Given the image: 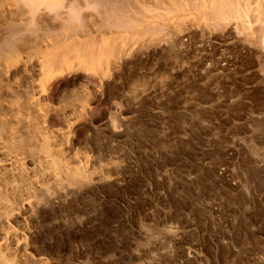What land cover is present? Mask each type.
I'll return each instance as SVG.
<instances>
[{
  "label": "rangeland",
  "instance_id": "1",
  "mask_svg": "<svg viewBox=\"0 0 264 264\" xmlns=\"http://www.w3.org/2000/svg\"><path fill=\"white\" fill-rule=\"evenodd\" d=\"M33 65L43 77L26 80L48 120L36 147L92 173L78 177L91 187L57 205L62 220L30 222L17 205L22 218L6 224L29 256L264 264V0H0V70L16 73L2 82L21 88Z\"/></svg>",
  "mask_w": 264,
  "mask_h": 264
},
{
  "label": "bare ground",
  "instance_id": "2",
  "mask_svg": "<svg viewBox=\"0 0 264 264\" xmlns=\"http://www.w3.org/2000/svg\"><path fill=\"white\" fill-rule=\"evenodd\" d=\"M37 1V0H36ZM175 37V36H174ZM176 38V37H175ZM88 41V40H87ZM173 42V40H172ZM9 44V43H8ZM7 44V45H8ZM174 44V43H172ZM170 44V45H172ZM90 45V44H89ZM168 46V45H167ZM169 47V46H168ZM173 47V45L171 46ZM169 47V48H171ZM175 48V47H174ZM168 49V48H167ZM172 49V48H171ZM169 50V49H168ZM168 53V52H167ZM175 54V53H174ZM34 66V65H33ZM36 66V65H35ZM32 67L33 69H30L29 68V71L27 70H23L22 71V74H18V73H21L18 71V75H22L23 78H25L24 80H26L28 78L31 79L32 78V82H33V78L34 77H40L43 75V73L41 72L40 69H35L36 67ZM40 66L39 68H43V65L41 67V65H38ZM4 67V66H3ZM27 68V66H25ZM31 67V66H30ZM38 68V67H37ZM44 68H47V67H44ZM42 69L44 72V74L47 72V75H48V70H50L49 68H47V70L45 69ZM22 69V68H21ZM25 69V68H24ZM7 70V68H6ZM6 70H0V80L1 78H6L8 73L9 75H12L13 73L7 71L5 72ZM12 71V70H11ZM14 71V70H13ZM16 71V70H15ZM51 73V72H50ZM49 73V75H50ZM53 76H54V73L52 72ZM16 75L13 74V76ZM52 76V75H50ZM49 76V77H50ZM52 76V77H53ZM15 77V76H14ZM30 77V78H29ZM43 77V76H42ZM48 76H46V79L49 78ZM10 78V77H9ZM13 78V77H11ZM8 80V77L6 78ZM14 79V78H13ZM12 79V80H13ZM35 79V78H34ZM45 79V82L47 83L48 80ZM6 80V81H7ZM20 80V79H19ZM23 80V81H24ZM53 81V79H51L50 77V81ZM11 81V79H10ZM21 81V82H23ZM30 81V80H29ZM15 82V81H14ZM39 82V81H38ZM37 82V83H38ZM6 83V82H5ZM4 81L2 82V80L0 81V264H44L45 262H42L41 259L39 258H42V256L38 257V259L36 258H32V253H31V256H29V254L27 253L28 252V249H31V248H28L29 245H27L25 243V237L24 236H21L18 232V230H16V228H12V227H9L7 226L6 223H10L11 226H13V220L11 222H7L8 218L10 216L13 215L14 212H18L19 208H17V205L19 206V204H23L24 207L22 208V211H24L23 213V217H25L26 215V219L27 220H30V222H34V223H37L35 222L36 218L38 219H42V221H46V220H50V219H56L58 218L61 214H57V211H59L58 213H60L62 210L60 211V208L59 210L56 211L57 208V205H65L66 203V200L72 198V197H77L80 193L81 190L85 189V188H89L91 187V183L90 181H87V180H83V179H79L78 177H83L85 174V169L83 168V165H87V163H83V165L80 163L81 160L77 163L76 166H74L72 163H67V164H70L72 165L73 167L71 168H67V164H66V161H72L76 156H72V160H69V158H64V157H59L61 159L64 158V161L63 163L66 164V166H63V164H60V161H62L61 159L58 160V162H56V158L57 156H61L63 155L62 153H64V151L62 150H59L58 148L56 149H49V150H54L52 152H55L57 149L59 151H62L61 154L59 153L58 154H53L54 156H56L54 159V162L53 160L50 158V160L47 158L49 156V153H47L46 150L43 151L44 154H42V147L44 146L45 143H43V145H38V147L40 146L41 150L39 148L36 147L37 145V138H38V132H37V127H39V124L40 123H44L43 121H45L43 119L42 122L39 123V108L41 106V104H38L40 103V101H36L34 99V97L31 95L33 93H31L33 90L35 91V88L33 89V86L34 84L32 85V83L30 84V82H28L27 80L24 81V85L21 86L19 85L21 88H15L17 87L18 85L16 84L15 82V87H12L13 85L9 84H5ZM41 83V82H40ZM45 83V87H46V84ZM70 83V82H69ZM21 84V83H19ZM49 84V83H48ZM52 84V83H51ZM50 84V86H51ZM76 83L74 82V85ZM11 85V86H10ZM36 85V84H35ZM42 84H40L41 86ZM70 85V84H68ZM67 85V87L69 88V86ZM37 86V85H36ZM35 86V87H36ZM49 87V85H47ZM73 86V85H71ZM76 86V85H75ZM79 86V85H78ZM65 87V86H64ZM77 87V86H76ZM68 88H64V89H67L68 93H69V90ZM80 89V86L77 87ZM41 89V87H40ZM43 89V88H42ZM47 89V87H46ZM63 89V88H61ZM73 89V87L71 88ZM81 90V89H80ZM33 91V92H34ZM44 91V89H43ZM58 91V90H57ZM64 91V90H63ZM76 91V89H75ZM73 90V92H75ZM83 91V90H82ZM39 92V90H38ZM42 92V90H41ZM62 92V91H60ZM35 93V92H34ZM43 94H45V92H42ZM67 93V92H66ZM67 93V94H68ZM71 93H72V90H71ZM76 93V92H75ZM37 93H35L36 95ZM39 94V93H38ZM37 94V95H38ZM58 94V93H56ZM65 94V93H64ZM77 94V93H76ZM81 94V93H80ZM78 94V96H83L82 94L80 95ZM42 94L40 93V97H43L41 96ZM29 96H32V97H29ZM39 96V95H38ZM66 96V95H65ZM77 97V95H75ZM74 96V97H75ZM25 97V98H24ZM39 97V98H40ZM59 97V96H58ZM63 97V96H62ZM14 98H17V100H20L22 101V98L25 99V101L23 103H19V105H17L15 102L17 101L15 99V102L14 101ZM38 98V99H39ZM57 98V97H56ZM55 98V99H56ZM64 98V97H63ZM71 98V97H70ZM82 99L84 97H81ZM41 99V98H40ZM45 99V98H44ZM59 99V98H58ZM60 99H61V95H60ZM67 99V97H66ZM69 99V98H68ZM73 99V98H72ZM75 99V98H74ZM79 99V97H78ZM81 100L82 104H83V101ZM43 100V98H42ZM62 100V99H61ZM71 100V99H70ZM77 100V99H76ZM84 100V99H83ZM44 101V100H43ZM57 101V100H56ZM60 101V100H59ZM69 101V100H66V102ZM73 101V100H72ZM70 102L71 103H74L75 101L73 102ZM46 102V101H45ZM44 102V103H45ZM61 102V101H60ZM62 102L64 103L65 100L63 99ZM61 102V103H62ZM76 102H78V104L80 103L79 100H77ZM85 102L84 101V105H85ZM42 102V107L44 106V104ZM58 103V102H57ZM47 104V103H46ZM77 104V105H78ZM81 104V103H80ZM64 104H62L63 106ZM68 106V104H66ZM64 106V107H67V106ZM72 105V104H71ZM71 105L69 108H71ZM76 105V103L74 104V106ZM77 105L75 106V109L77 107ZM47 106V105H46ZM80 107H83L82 105H79ZM48 107V106H47ZM46 109L49 110L50 107H48ZM59 107V106H58ZM60 108V107H59ZM43 108H41L40 110H42ZM45 109V110H46ZM72 109H73V105H72ZM55 110V108H54ZM78 110V109H77ZM47 111V110H46ZM63 111V110H62ZM61 111V112H62ZM71 111V109H70ZM73 111V110H72ZM49 112V111H47ZM74 112V111H73ZM42 113V112H41ZM65 113V112H64ZM62 112V114H64ZM68 112H66L67 114ZM69 114V113H68ZM44 115V114H43ZM42 116V114H41ZM46 116V114H45ZM70 116V114H69ZM67 116V117H69ZM47 117V116H46ZM67 117L65 118L66 120ZM44 118L43 117H40V121L41 119ZM48 119V117L46 118ZM51 119V118H50ZM49 119V120H50ZM65 120V121H66ZM48 121V120H47ZM47 121L44 123V125L47 123ZM68 122V121H67ZM39 123V124H38ZM38 124V125H37ZM48 124H46L47 126ZM110 125V123H109ZM41 126V124H40ZM107 126V125H106ZM45 127V126H43ZM42 128V127H40ZM47 128V127H46ZM95 128V127H94ZM108 128V126H107ZM105 129V127H104ZM39 130V129H38ZM45 130V128H44ZM47 131V129H46ZM45 131V132H46ZM49 131V130H48ZM47 131V132H48ZM44 132V133H45ZM52 131H50L51 133ZM58 133V132H57ZM61 133V132H60ZM42 135H44L43 133H41ZM50 135V134H49ZM51 135L53 136V132L51 133ZM48 136V135H47ZM50 136V137H52ZM58 136H60L58 134ZM57 136V137H58ZM54 137V136H53ZM61 137L63 139H65V137H63L62 133H61ZM60 137V138H61ZM52 138L49 139V141L51 140ZM55 139V137H54ZM57 139V138H56ZM59 139V137H58ZM67 139V138H66ZM38 140L40 141V138H38ZM43 140V139H42ZM45 140V138H44ZM95 140V139H94ZM47 141V142H49ZM52 141H56V143L58 142L57 140H52ZM52 141L51 144H52ZM43 141H41L40 143H42ZM46 142V141H44ZM54 142L52 145H49V146H53L54 145ZM61 142L64 144L63 140H61ZM36 143V145H35ZM39 143V144H40ZM60 143V142H59ZM61 143V144H62ZM60 144V146H62ZM39 149L38 151L41 153V155H43V157H40L35 155L34 152ZM58 145V144H57ZM45 147H46V144H45ZM44 147V149H46ZM54 147V146H53ZM52 147V148H53ZM56 147V146H55ZM95 147V146H94ZM64 148V147H63ZM36 149V150H35ZM65 150V148H64ZM46 151V152H45ZM50 151V152H51ZM58 151V152H59ZM34 154V155H33ZM36 154H38V152H36ZM46 154H48V156H45ZM65 154V153H64ZM66 154H67V151H66ZM70 157V153L68 154ZM18 156H20V158L22 160H25L27 161V158L30 157L31 160L29 162H27L26 164L30 163V165L32 164V166L28 167V169H26V167H24L20 162ZM24 156H25V159H24ZM27 156V158H26ZM34 156H37L34 158ZM45 156V157H44ZM79 156V155H78ZM66 157V155H65ZM74 157V158H73ZM77 158V157H76ZM75 158V159H76ZM84 158V157H83ZM71 159V158H70ZM79 159V158H77ZM82 159V158H81ZM87 159V158H86ZM103 159V158H102ZM74 161V160H73ZM72 161V162H73ZM78 161V160H77ZM87 161V160H86ZM90 161V160H89ZM18 162L20 163V165L18 164ZM73 162V163H75ZM75 163V164H76ZM91 163V162H90ZM96 163V162H94ZM80 164H81V168L82 170L80 169ZM92 164V163H91ZM69 165V166H70ZM23 166V167H22ZM68 166V167H69ZM118 166L115 167L117 169H119V165H116ZM78 167V168H76ZM86 167V166H84ZM96 167V165L94 166ZM112 167V166H111ZM89 168V167H88ZM101 168V167H100ZM104 168V167H103ZM109 168V167H108ZM107 168V169H108ZM115 168H112V169H115ZM84 169V170H83ZM87 169V168H86ZM91 169H92V166H91ZM94 169V168H93ZM102 169V168H101ZM116 169V170H117ZM96 170V169H95ZM95 170L94 173H95ZM103 170V169H102ZM105 170V169H104ZM84 171V173H83ZM91 171V170H90ZM90 171H86L88 173H92ZM108 172V170H107ZM112 172V171H111ZM115 172V171H114ZM110 173V172H109ZM107 174V173H106ZM91 175V174H90ZM95 175V174H94ZM92 177V176H91ZM96 177V176H94ZM86 179L88 177H85ZM93 180V179H92ZM98 180V179H97ZM100 180V179H99ZM99 180H98V183H99ZM107 181V179H106ZM94 182H95V179H94ZM93 182V183H94ZM114 183V182H113ZM71 184L72 186H76V188L78 187L77 191L74 190V191H69L68 188H70L68 185ZM95 184H97L95 182ZM75 188V187H74ZM58 205V206H59ZM22 207V206H21ZM20 207V208H21ZM24 209V210H23ZM66 207L64 208V210L66 211ZM68 210V209H67ZM21 211V212H22ZM20 212V213H21ZM63 212V211H62ZM15 214V213H14ZM67 214V213H66ZM22 215V214H21ZM57 215V216H56ZM18 217L20 216L19 212H18ZM63 216V215H62ZM15 217H16V214H15ZM18 217L16 218L18 220ZM54 217V218H53ZM56 217V218H55ZM13 218V217H12ZM12 218H9V219H12ZM20 218H22L20 216ZM15 219V220H16ZM24 219V218H23ZM25 219L24 222H26L27 220ZM60 219V218H58ZM14 220V221H15ZM62 220V219H60ZM65 220V219H64ZM67 220V219H66ZM21 221V219L19 220ZM52 221V220H51ZM57 221V220H56ZM29 222V221H28ZM15 223V222H14ZM21 223H23V221H21ZM20 222L14 224V226L18 227L20 224V226H22ZM27 223V222H26ZM25 224V227L27 226ZM44 223V222H43ZM50 223V222H49ZM61 223V222H60ZM68 223V222H67ZM28 226H29V223H27ZM33 224V223H32ZM56 224V223H55ZM63 224V223H62ZM66 224V223H65ZM18 225V226H17ZM67 225V224H66ZM59 226V225H58ZM63 226V225H62ZM23 227V226H22ZM25 227L21 228V229H24ZM54 227V226H53ZM64 227V226H63ZM74 227V226H73ZM19 228V227H18ZM27 228V227H26ZM26 228L25 230L23 231V234L24 235V232L26 233ZM31 228V227H30ZM27 232L29 233V230H27ZM39 233V232H38ZM27 234V233H26ZM25 234V235H26ZM32 234V233H31ZM35 234V233H34ZM33 234V235H34ZM29 236V235H28ZM27 236V237H28ZM115 236V235H114ZM32 237V236H31ZM37 237V236H36ZM42 238V237H41ZM41 238H40V241H41ZM27 239V238H26ZM32 239H34L32 237ZM43 239V238H42ZM25 240V241H24ZM28 240V239H27ZM36 239L33 240V243H35ZM39 242V241H38ZM31 243V242H30ZM32 243V244H33ZM37 243V242H36ZM40 243V242H39ZM38 243V244H39ZM31 244V246H32ZM37 244V245H38ZM42 244V242H41ZM40 244V245H41ZM59 244V243H58ZM35 245V244H33ZM36 245V246H37ZM39 245V247H40ZM42 246V245H41ZM56 246V245H55ZM43 247V246H42ZM41 247V249H43ZM36 248V247H35ZM46 248V247H44ZM49 248V247H48ZM39 249V248H37ZM40 249V251H41ZM51 249V248H50ZM55 249V248H53ZM33 250H36V249H33ZM91 250V249H90ZM37 251V250H36ZM44 252V250H42ZM32 252V251H31ZM47 252V251H46ZM51 252V251H50ZM185 252V251H184ZM30 253V252H29ZM33 253H35L33 251ZM41 254V252H39V255ZM45 254V253H44ZM43 254V255H44ZM34 255V254H33ZM56 255V254H55ZM170 255V254H168ZM167 255V256H168ZM37 256V255H36ZM166 256V257H167ZM44 258V257H43ZM59 258V257H58ZM86 258V257H85ZM171 258V256H170ZM46 258H44L45 260ZM107 259V258H106ZM189 259V258H188ZM43 260V261H44ZM162 260V259H161ZM190 260V259H189ZM87 261V260H86ZM167 261V260H166ZM194 261V260H193ZM251 261V260H250ZM85 262V261H84ZM163 263V261H161ZM159 261V263H161ZM188 262V261H187ZM186 262V263H187ZM257 262V261H256ZM55 263V262H54ZM150 263V262H149ZM158 263V262H157ZM254 263V262H253ZM166 264V262H165Z\"/></svg>",
  "mask_w": 264,
  "mask_h": 264
}]
</instances>
